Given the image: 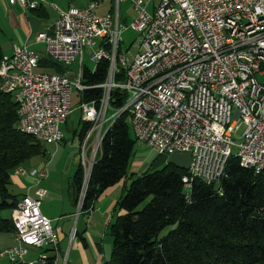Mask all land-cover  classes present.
I'll return each instance as SVG.
<instances>
[{"label":"built area","instance_id":"1","mask_svg":"<svg viewBox=\"0 0 264 264\" xmlns=\"http://www.w3.org/2000/svg\"><path fill=\"white\" fill-rule=\"evenodd\" d=\"M106 1L62 9L54 0H7L27 12L42 7L57 12L51 29L38 34L36 41L45 45L43 56L66 68L64 74L38 72L43 56L27 46L15 45L3 56L0 90L19 95L17 127L33 129L35 139L44 144L61 143L76 90L86 127L77 139L86 181L106 134L128 113L137 143L167 157L192 153L191 167L182 179L188 202L196 180L222 194L227 178L223 166L231 157L264 162V0H154L152 11L147 0H113V12L101 15L97 10ZM127 1L135 17L124 25L120 4ZM128 29L137 32L138 39L124 51ZM86 49L92 72L102 61L110 62L102 84L84 83ZM120 67L126 76L117 82ZM95 88L103 90L101 100L85 101V91ZM117 89L129 97L123 107L113 109L111 94ZM242 125L246 131L238 136ZM13 175L31 176L35 195H26L12 210L16 243L0 250V260L59 264V238L41 210L47 190L40 184L48 176L47 165L19 166ZM85 193L83 187L79 213ZM31 250L42 252L31 258ZM67 262L66 252L62 264Z\"/></svg>","mask_w":264,"mask_h":264},{"label":"trees","instance_id":"2","mask_svg":"<svg viewBox=\"0 0 264 264\" xmlns=\"http://www.w3.org/2000/svg\"><path fill=\"white\" fill-rule=\"evenodd\" d=\"M4 51L0 44V63ZM42 67L66 68L43 56ZM109 61L96 72L84 71V83L95 86L106 81ZM116 81L125 80V69ZM85 101L101 100L103 90L85 91ZM128 93L114 90L111 107L128 101ZM19 105L13 94L0 90V234H14L11 219L2 216L17 207L20 195L11 192L14 170L38 157H45L44 143L17 127ZM86 132L84 127L81 136ZM136 138L130 135L128 113L122 115L106 134L102 152L96 158L89 178L82 213L108 188L129 176ZM188 172L166 164L162 170L136 178L118 202L122 212L111 224L112 258L105 264H264V171L255 173L231 157L222 194L214 186L196 180L191 202L185 198L183 176ZM84 167L75 178L77 206L84 183ZM144 205V206H143Z\"/></svg>","mask_w":264,"mask_h":264},{"label":"crops","instance_id":"3","mask_svg":"<svg viewBox=\"0 0 264 264\" xmlns=\"http://www.w3.org/2000/svg\"><path fill=\"white\" fill-rule=\"evenodd\" d=\"M73 1L70 0L67 8L73 6ZM91 1L87 0L84 5L76 7H86ZM147 1L149 2V9L151 11L154 10L155 1ZM108 2H111L112 5L101 15L113 12L114 1L109 0ZM152 2H154L153 5ZM122 3H128L124 14L121 7ZM122 3L120 4V22L127 25L135 17V12L131 7V2ZM52 11L56 12L51 7H42L38 10L27 12L19 6H10L7 0H0L1 33L7 35L8 38V45L6 46L4 55L10 53L13 47L18 45L27 46L43 56L45 45L38 43L36 37L38 34L51 29L57 18L56 12V17L52 19ZM67 125L68 121L64 128L67 127L68 129ZM79 125L80 130L79 128L77 130L74 129L72 140L66 139L65 135V139L61 143L52 144L55 147L53 148L54 156H63V159L58 161V164L62 163L61 166H57L56 170L52 171L50 165L55 160H48L47 153L45 158H42L44 159L42 162L33 160L28 163V167L42 165H47L48 167V176L40 184L47 190V195L42 201L41 210L44 215L52 220L53 228L59 238V250L61 254L59 264L63 263V255L66 252L68 253L67 264H105L111 259L113 250V238L109 228L116 221L117 217L122 214L118 209V202L125 195L127 187L119 186L120 183H118L106 189L94 202L90 211L84 213L78 212V194L75 178L78 169L82 165V158L77 139L82 138L81 133L85 127L81 119ZM68 150L69 152H67ZM10 189L13 194L20 195V198L25 195L34 196V179L28 175H13L12 187ZM8 213L5 218L10 217V212ZM74 230L75 236L72 238ZM2 237H4V241H0V250L15 245V234L8 236L4 234ZM5 239L9 240L6 241ZM41 252L31 250L30 257L37 258ZM4 261L11 264L7 259H1L0 264H6Z\"/></svg>","mask_w":264,"mask_h":264},{"label":"rangeland","instance_id":"4","mask_svg":"<svg viewBox=\"0 0 264 264\" xmlns=\"http://www.w3.org/2000/svg\"><path fill=\"white\" fill-rule=\"evenodd\" d=\"M76 1H77V3H76ZM54 2L57 3L62 9H68L67 7L70 4L69 3L70 0H54ZM86 2H87V0H74L73 6H81V5H84ZM153 3L154 2H152V5H153ZM110 5H112L111 2H108V1L104 2V4L97 10V12L99 14H103L106 11V9L109 8ZM127 5H128V3H122L121 7H122L123 14H124V11L126 10ZM51 14H52V19H54L56 17V12L52 11ZM1 30L2 29L0 27V44L5 49L4 50L2 48L3 51H6V46L8 45V42H7L8 38H7V35H3L1 33ZM137 39H138V33L137 32H135L132 29L126 30L123 34V43H122L123 50L127 51L128 49H131L132 45L136 42ZM132 51L134 52L135 50L132 49ZM89 54H90L89 50L86 49L85 54H84V62L86 65H88L89 67L92 68L94 66V64L90 61ZM76 66H77V63L74 64L73 68H75ZM55 69L56 68H54V67L46 69V68L41 66L37 71L38 72H45L47 74H56L58 72ZM76 95H77V91L74 90L75 100L73 103V113L68 119V125H67L68 129H67V127L64 128L65 132H66V134H65L66 139H68V140H72L74 129L77 130L80 126L79 125L80 111L77 108L78 102H77ZM79 130H80V128H79ZM245 131H246V126L242 125L241 128L239 129L238 136H242ZM130 135L133 139L135 138V133H134V129H133L132 125H130ZM43 145H44V149L48 153V160L49 159L50 160L53 159V161L55 160L50 165V169L52 171L56 170L57 166L62 165V163L58 164V161L62 160L63 156L62 155L54 156V154H53V148H55L54 145H49V144H43ZM67 152H69V150ZM42 158L43 157H38L34 161L37 160L39 162H42L44 160ZM167 159H168L167 156L160 155L159 153H157L153 149H150L145 145L136 143L134 155H133V158L131 160V164H130V168H129V176L127 178H125L124 180H122L120 182L119 186H126L127 191H128L132 182L136 178L140 177L142 174L162 170L165 167V165L167 164ZM46 162H47V160H46ZM26 166H28V164ZM47 169H48V167H47ZM84 172H85V170H84ZM88 183H89V181L86 182L85 177H84L83 187L85 188V190H87ZM11 187H12V185H11ZM127 191L125 192V195H126ZM80 197H81V195H80ZM8 214H9L8 211L3 212L2 216L5 217ZM3 235L4 234H2L0 236V241H4V237H2ZM5 235L8 236L10 234H5ZM5 240L8 241L9 239H5ZM111 258H112V256H111ZM4 262H6V264H9L7 261H4Z\"/></svg>","mask_w":264,"mask_h":264},{"label":"bare ground","instance_id":"5","mask_svg":"<svg viewBox=\"0 0 264 264\" xmlns=\"http://www.w3.org/2000/svg\"><path fill=\"white\" fill-rule=\"evenodd\" d=\"M1 91L5 94H13L15 96L16 102L19 103V95L16 92H13V90H1ZM19 130L21 132L28 134V135H31L35 138L33 129L19 127ZM40 142L44 143L43 141H40ZM240 164L242 167H244L246 169L253 170L257 174L262 173L264 171V162H261V163L240 162ZM227 168H228V166H223V176H227Z\"/></svg>","mask_w":264,"mask_h":264},{"label":"water","instance_id":"6","mask_svg":"<svg viewBox=\"0 0 264 264\" xmlns=\"http://www.w3.org/2000/svg\"><path fill=\"white\" fill-rule=\"evenodd\" d=\"M68 76L70 78H73L74 74L70 73V74H68ZM167 164L174 165L175 167H177L180 170L188 171L191 167V164H192V153L187 152V153L171 154L167 159Z\"/></svg>","mask_w":264,"mask_h":264}]
</instances>
